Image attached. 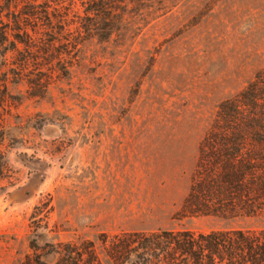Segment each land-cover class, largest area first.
<instances>
[{
	"label": "rangeland",
	"instance_id": "374dc122",
	"mask_svg": "<svg viewBox=\"0 0 264 264\" xmlns=\"http://www.w3.org/2000/svg\"><path fill=\"white\" fill-rule=\"evenodd\" d=\"M261 68L264 0H183L132 44L84 42L43 96L8 86L0 132L15 181L0 195V264L33 239L224 226L180 212L218 104Z\"/></svg>",
	"mask_w": 264,
	"mask_h": 264
},
{
	"label": "trees",
	"instance_id": "16d2710c",
	"mask_svg": "<svg viewBox=\"0 0 264 264\" xmlns=\"http://www.w3.org/2000/svg\"><path fill=\"white\" fill-rule=\"evenodd\" d=\"M182 1L5 0L0 93L22 84L30 95L43 96L54 73L69 74L84 42L132 44ZM3 142L0 132V195L15 181ZM180 213L224 226L120 230L43 245L33 239L18 264H264V68L218 104L199 141ZM51 254L54 259L45 260Z\"/></svg>",
	"mask_w": 264,
	"mask_h": 264
}]
</instances>
